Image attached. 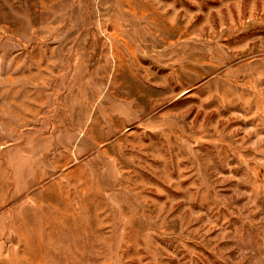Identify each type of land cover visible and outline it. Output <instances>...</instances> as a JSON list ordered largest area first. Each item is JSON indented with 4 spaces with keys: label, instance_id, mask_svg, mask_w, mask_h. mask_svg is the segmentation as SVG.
<instances>
[{
    "label": "rangeland",
    "instance_id": "rangeland-1",
    "mask_svg": "<svg viewBox=\"0 0 264 264\" xmlns=\"http://www.w3.org/2000/svg\"><path fill=\"white\" fill-rule=\"evenodd\" d=\"M0 264H264V0H0Z\"/></svg>",
    "mask_w": 264,
    "mask_h": 264
}]
</instances>
